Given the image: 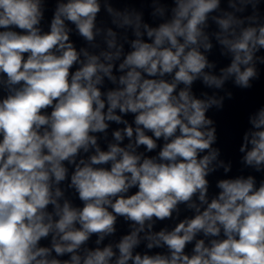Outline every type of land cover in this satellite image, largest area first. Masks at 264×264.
Segmentation results:
<instances>
[{"label":"clouds","instance_id":"1","mask_svg":"<svg viewBox=\"0 0 264 264\" xmlns=\"http://www.w3.org/2000/svg\"><path fill=\"white\" fill-rule=\"evenodd\" d=\"M264 0H0V264H264Z\"/></svg>","mask_w":264,"mask_h":264}]
</instances>
